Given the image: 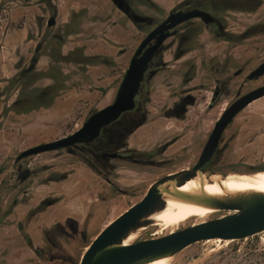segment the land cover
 Masks as SVG:
<instances>
[{
    "label": "flooded vegetation",
    "instance_id": "af4514ba",
    "mask_svg": "<svg viewBox=\"0 0 264 264\" xmlns=\"http://www.w3.org/2000/svg\"><path fill=\"white\" fill-rule=\"evenodd\" d=\"M143 1L152 8L155 7V16L147 12L140 13L136 10L137 6L135 5H141V0H112L136 26L140 28L144 26L152 27L145 37L174 11L201 9L211 14L214 20L206 22L202 18L196 17L169 29L172 34L163 42L161 49L144 74L139 92L135 98V107L102 128L100 134L93 141L23 157H20L21 154L29 148L50 141L26 145L25 147L13 146L0 156V230H9L10 228L18 230L22 247H28L40 264H79L82 254L92 241L90 230H95L94 221L98 214L104 211L105 202L102 207L98 208L99 210L97 208L90 210L89 216L83 224L70 219L68 216L63 220H57L48 226L42 227L38 230V236L35 239L28 230L32 218L45 212L50 206L63 199L61 195H46L39 199L35 205H31L34 194L32 185L35 182L47 185L50 182L66 180L74 172V165L82 163L102 177L111 187L112 193L119 191L122 194H127V190L118 186L117 180L121 177L116 178V173L127 171V166L133 167L132 169L143 167L144 171L154 172L155 167L170 164L172 162L170 158H160V156L166 154L176 143L181 144L180 141L185 137L201 140L197 143L199 145L198 158L193 165L182 169L192 168L199 162L213 129L228 107L243 95L264 86V81H260L264 78V74L251 77L256 68L264 62V57L256 64V44L255 42H253V45L251 42H246L252 39H263L264 0H182L172 9L165 10L167 13L162 18L157 16L162 9L157 3L153 0ZM237 13L247 14L249 18H253L242 31L234 30L229 25L230 17H232L229 14ZM74 15L76 16V13H71L70 26L71 29L73 28L72 31L74 30L73 25L76 24ZM136 15L144 17V19L136 21L134 20ZM54 25H56V17L55 24L48 25L47 28ZM57 32L63 34L65 37L63 43H65L68 34L60 30ZM51 40L43 37L42 41L46 42L41 41L37 44V46L41 45L39 56L42 48L46 47L48 49L47 45ZM223 42H225V45H223ZM63 43L60 44V47ZM244 45H246L245 48L238 52L239 47ZM33 55L28 64L22 67L21 70L30 67ZM51 55L53 56V53ZM53 57L55 58V56ZM37 62L35 63L36 71ZM98 62L110 63L109 60H99L98 58L94 59L93 63ZM62 63L69 62L55 61L54 64L60 66ZM51 65L47 71H49ZM128 66L121 77L120 84ZM47 71L39 72L47 73ZM117 92L112 102L115 100ZM256 100L241 109L227 124L213 153L215 157L210 158L201 168H210L218 172H225L229 169L242 172L264 170V161L225 164V155L230 150L235 152L241 138L240 131L242 127L237 120L241 113ZM202 101L206 103L204 107L200 108L198 104ZM150 105L152 106V122L155 125V144L143 149L132 147L129 144V138L138 128L149 122ZM99 109L92 111L89 115ZM9 110L15 111L11 105L9 108L6 107L3 115H6ZM181 123L183 126L179 127ZM1 128H3L2 121H0ZM180 149H182V152H185L184 149L189 152L190 149H194V146L188 149L184 145ZM47 152H56L55 157L68 155L67 160L69 162L60 164L59 161L41 165L33 162L37 155ZM61 161L64 162V160ZM71 165L73 166L71 167ZM148 167L151 169L148 170ZM169 173L171 172L166 174ZM3 192H7L6 200L3 199L5 197ZM101 198L105 201L108 200L107 195L104 194ZM19 205L20 208L17 210ZM184 227L186 226L177 230ZM255 236L260 238V245H264V230L243 239ZM243 239L232 240L239 241ZM201 264H215V262L207 260ZM219 264L251 263L250 261L232 259ZM260 264H264V262Z\"/></svg>",
    "mask_w": 264,
    "mask_h": 264
},
{
    "label": "rangeland",
    "instance_id": "374dc122",
    "mask_svg": "<svg viewBox=\"0 0 264 264\" xmlns=\"http://www.w3.org/2000/svg\"><path fill=\"white\" fill-rule=\"evenodd\" d=\"M58 1V0H57ZM62 1V0H59ZM79 10L73 11L76 13L74 30H81V33L76 36H72L70 39H66L68 45L77 39H80L85 47H88L96 58L109 60L115 56L118 57L117 62H111L108 68L99 69L92 68L88 78H85L86 88L84 97L81 99L70 101L69 106H65L63 115L54 114L53 109H40L34 114L40 117L41 120H45L44 123L35 124V118L31 120L22 118L20 120H8L2 121V127L4 130L0 135V156L12 148L13 146L35 145L37 143L51 141L68 135L82 126L87 116L94 110L104 107L112 102L114 97L107 96L105 87L107 86V70H118L119 66L125 65L123 57L124 51L128 54H133L139 45L140 41L145 37L146 33L152 28L144 26L142 28L136 26L128 17L121 11L112 0H70ZM34 3V2H33ZM137 6L136 10L140 13H150L155 16V7L152 8L149 4L141 0V5ZM44 16L43 24L47 27V21L51 16L56 17V22H62L68 14L73 13L70 10L57 11L54 8H49L47 11L43 10ZM168 11V10H167ZM165 10H160L157 15L162 18L167 13ZM9 14V8L7 6L1 11V19H4ZM229 16V25L234 30L242 31L247 24L252 21V17L246 14H232ZM54 28L58 31L60 27ZM263 39H252L250 41L256 44V64L264 57V36ZM60 44L56 40L48 42L47 48L51 53H56ZM246 45L239 47L238 52L245 48ZM114 64V65H113ZM103 68V67H102ZM264 81V78L260 80ZM95 87L102 88V95L98 98L91 96V90ZM5 93L3 99H0V118L5 114L6 107L4 101L8 100L9 92ZM1 95V93H0ZM151 106V105H150ZM198 109V108H197ZM192 114V113H191ZM238 124L242 127L240 133L241 138L238 141L235 152L230 150L225 156V164H236L237 162L259 163L264 161V97L257 99L251 105H249L245 111L241 113V116L237 120ZM5 123V124H4ZM32 125L30 129L23 131V127ZM183 126L182 123L179 127ZM27 128V127H26ZM19 131L20 134H16ZM148 131L149 128H148ZM16 134V135H15ZM141 139H136L133 136L131 142L133 145L142 147H149L150 145L142 144ZM145 141V140H144ZM201 140H193L192 138L185 137L181 140V144L176 143L167 151L166 154L161 155L160 158H170L172 162L166 166L155 167L154 172L144 171L143 167L127 166V171L116 173L118 186L127 190V194L121 192H113L108 200L105 201L103 206L104 211L98 214L94 221L95 230H90V237L92 240L100 232L99 228L103 227L108 221L114 219L120 213L125 211L129 206L139 201L146 193L148 187L154 180L164 176L168 172H174L182 168L191 166L194 164L199 156V143ZM190 149L194 146V149H190L189 152L184 149L182 152L180 149L182 146ZM241 148V149H240ZM56 152H47L37 155L33 161L37 165L47 164L51 162H59L60 164H67L68 155L63 157H55ZM61 160H64L62 162ZM82 167L80 177L90 178L95 185L104 184L105 181L102 177L95 172L88 169L82 163H78ZM73 165H71L72 167ZM75 168V167H74ZM150 170L151 168H147ZM88 175V176H87ZM7 199V192H3ZM97 196V195H96ZM94 196V197H96ZM6 204V202H4ZM225 212H219L213 216L202 218L199 216L192 217L185 224L176 227L181 228L193 223H199L208 219L216 218ZM175 230V231H176ZM166 233H170V230L166 229L163 224L150 225L141 232H137L132 237L131 243L142 239L160 236ZM21 238L18 230H0V264H40L28 247H22ZM195 259V260H194ZM239 259L240 261H250L251 264H260L264 262V245H260V238L258 236L243 239V240H223L220 238L209 239L207 241H199L194 243L188 248L177 253L172 257L171 264H201L207 260H213L215 264H219L224 261ZM147 264V263H144Z\"/></svg>",
    "mask_w": 264,
    "mask_h": 264
},
{
    "label": "water",
    "instance_id": "95a60500",
    "mask_svg": "<svg viewBox=\"0 0 264 264\" xmlns=\"http://www.w3.org/2000/svg\"><path fill=\"white\" fill-rule=\"evenodd\" d=\"M196 17H200L206 22L214 20L211 14L201 9L171 12L158 27L151 30L142 40L125 72L115 100L111 104L89 115L84 124L72 134L33 146L24 151L20 157L91 142L100 134L102 128L132 110L136 105L135 98L145 72L161 49L163 42L172 34L169 29ZM142 19L144 17L134 16L136 21ZM53 24H55V17H51L48 21L49 26ZM263 74L264 62L256 68L251 77ZM263 95L264 86L243 95L228 107L213 129L199 162L192 168L171 172L152 182L139 201L132 204L100 230L85 249L79 264H144L164 256L173 257L184 248L199 241L216 238L243 239L263 231L264 193L217 197L203 193L191 194L176 189L199 174L210 172L226 176V172L232 170L218 172L210 168H201V166L210 158L215 157L213 153L227 124L241 109ZM165 192L186 200L206 204L225 213L161 236L142 239L127 245L123 244L124 238L131 230L152 224L145 218L165 206L163 196Z\"/></svg>",
    "mask_w": 264,
    "mask_h": 264
},
{
    "label": "crops",
    "instance_id": "0c3cea01",
    "mask_svg": "<svg viewBox=\"0 0 264 264\" xmlns=\"http://www.w3.org/2000/svg\"><path fill=\"white\" fill-rule=\"evenodd\" d=\"M153 1L162 9L170 10L182 0ZM5 5L9 8V14L4 19H0V99H3L5 96V93L2 92H9L10 96L8 100H5L3 103L5 107L9 108L17 99L21 90L20 85L13 82L12 79L18 75L22 67L28 64L29 59L35 52L37 44L42 41L43 37H47L48 40H51L53 39L52 35L57 33L54 26L49 28L44 26L42 18L44 16L43 10L47 11L49 8H54L57 11L70 10L73 12L78 11L79 9L70 0H0V15ZM71 21L70 13L61 23L57 21L55 27L60 23L58 31L60 30L63 32L65 26L71 25ZM80 33V29H75L67 35V38L70 39L74 35L78 36ZM42 42L45 43L46 41ZM72 43L75 44L68 45L66 42L63 43L61 47L62 54H67L76 47H83L85 55H93L89 52L88 47L84 46V43L80 39H77ZM223 45H225V42H223ZM124 52L125 53L123 54L125 55L123 61H125V65L123 64V66H119V69L115 71L112 67L110 68L111 70H107V74L105 73L107 77V86L104 87L107 96H115L121 77L132 57L127 51ZM52 59L54 58L49 49H46V47L42 48L39 60L36 64L37 71H47L49 66L55 63ZM113 61L117 62L118 57L115 56L111 59V62ZM110 63H62L60 69L61 72H63L65 79L63 80V86L59 88L51 106L20 113L9 110L6 115H3L0 118V121L5 120L4 122H6L10 119L20 120L21 118L26 121V119L31 120L32 118H35L37 119L35 120V124H41L44 123L45 120H41L40 117L34 114L40 109H53L54 114H57V116L63 115L66 108L65 106L68 107L71 103L68 100L75 102V100L81 99V97L87 95L85 94V92H87L86 88L82 86L85 85V78L89 77V74L92 71L91 69H107L108 65H111ZM90 75L92 76V74ZM53 83H55V80L50 75H44L37 79L35 85L44 86ZM102 93L103 91L101 87H95L91 90V96L94 98L100 97ZM205 103V101L200 102L198 107H204ZM149 108L151 112L152 106ZM31 126L32 125L30 124L23 127V131L30 129ZM148 128L150 131H148ZM3 130L4 128L0 129V135ZM16 134H20V132L17 131ZM134 135L136 139L143 140L142 144L144 145L151 144L149 146L151 147L155 144V125L152 122V112L150 113L149 122L138 128L129 138V144L132 147L140 149L147 148V146L142 147L133 145L131 140ZM74 167V172L71 173L66 180L50 182L47 185L35 182L32 185L34 194L31 200V205H35L39 199L46 195L63 196V199L50 206L45 212L32 218L28 225V230H30L35 239L38 236V230L42 227L48 226L57 220H63L68 216L70 219H74L80 224H83L87 220L90 210H94L95 208L98 209L104 204L105 200L102 199L101 196L104 194L109 198L112 194L111 187L106 182L96 186L90 178L80 177L79 174H81L80 171L82 170V167L78 164L74 165ZM19 208L20 205L17 206V210H19ZM110 221L104 224L99 230H102ZM9 230L14 229L10 228Z\"/></svg>",
    "mask_w": 264,
    "mask_h": 264
},
{
    "label": "bare ground",
    "instance_id": "6f19581e",
    "mask_svg": "<svg viewBox=\"0 0 264 264\" xmlns=\"http://www.w3.org/2000/svg\"><path fill=\"white\" fill-rule=\"evenodd\" d=\"M176 189L191 194L203 193L217 197L264 193V170L255 172L230 170L226 172V176H222L220 173L205 172L187 181L184 185L176 187ZM163 196L165 206L145 219L150 220L151 225L163 224L170 232L175 231L176 227L185 224L192 217L207 218L220 212L206 204L186 200L169 192H165ZM147 227L140 226L131 230L124 238L123 244H131L132 237ZM171 261L172 256H164L147 264H171Z\"/></svg>",
    "mask_w": 264,
    "mask_h": 264
},
{
    "label": "trees",
    "instance_id": "16d2710c",
    "mask_svg": "<svg viewBox=\"0 0 264 264\" xmlns=\"http://www.w3.org/2000/svg\"><path fill=\"white\" fill-rule=\"evenodd\" d=\"M72 29L70 25H67L64 28V32L69 34ZM52 38L55 39L59 44H62L65 41V37L60 32L53 34ZM40 47L41 45L39 44L32 57L30 67L23 68L18 73V75L12 79L13 82H16L21 87L17 99L12 104V108L16 112H28L41 106H51L59 88L63 86V80L65 79V76L63 75V72H61V67L58 64L51 65L47 73L35 70V63L39 57ZM60 48L61 47L59 46L58 51L53 53V56H55V58L53 57V60L55 61L87 64L93 63L94 59H96V56L85 55L83 52V47H76L67 54H62ZM43 75H50L55 80V83L43 87L35 86L34 84L37 79Z\"/></svg>",
    "mask_w": 264,
    "mask_h": 264
}]
</instances>
